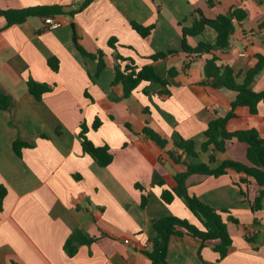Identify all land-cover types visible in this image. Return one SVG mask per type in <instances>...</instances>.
Returning a JSON list of instances; mask_svg holds the SVG:
<instances>
[{"label":"crops","instance_id":"0c3cea01","mask_svg":"<svg viewBox=\"0 0 264 264\" xmlns=\"http://www.w3.org/2000/svg\"><path fill=\"white\" fill-rule=\"evenodd\" d=\"M83 1L0 0V9L40 5L75 9ZM236 8L246 17L233 21L229 47L215 54L241 82L255 63L254 55H264V0H92L73 17H54L59 25L52 29L36 17L6 27L0 17V94L9 98L8 107L0 109V186L6 189L0 210V264H151L141 251L154 236L153 221L172 215L199 226L179 198L169 204L160 198L163 189L174 186L173 176L184 171L169 153H178L173 141L179 136L193 140L199 152L208 122L230 111L235 93L203 84L209 55L190 58L184 53L181 30L191 25L195 11L214 18ZM130 22L153 28L142 38ZM73 31L85 52H103L105 66L98 76L97 61L80 54ZM112 38L114 49L108 46ZM215 39V31L205 27L187 43L195 46ZM158 52L166 53L165 58L149 59ZM116 54L137 69L152 64L161 78H168L170 68L178 73L167 87L141 82L129 97L113 100L122 94L119 85L112 86ZM49 57L58 60L56 72L47 66ZM29 80L52 88L37 100L27 90ZM252 89L264 90V71ZM95 117L100 126L93 130ZM81 123L88 127V140L109 147V165L101 167L82 152ZM146 125L167 141L163 149L141 134ZM225 129H254L264 138V103L257 104L255 114L235 107ZM16 141L29 146L17 154ZM245 151L244 143L228 141L223 153H214L210 167L223 159L246 164ZM210 153L199 152L193 161L206 163ZM244 178L233 171L188 177L190 195L216 210H227L238 223L226 222L231 246L225 257L218 258L210 243L201 249L200 259L198 241L172 237L168 264H264V199L253 214L249 202L258 186L249 178L242 183ZM254 217L261 228L252 226ZM74 232L92 241L79 245L69 257L63 244ZM245 236L255 242L248 243Z\"/></svg>","mask_w":264,"mask_h":264},{"label":"trees","instance_id":"16d2710c","mask_svg":"<svg viewBox=\"0 0 264 264\" xmlns=\"http://www.w3.org/2000/svg\"><path fill=\"white\" fill-rule=\"evenodd\" d=\"M92 0H84L75 9H68V7L59 5H40L29 6L19 9H0V17L4 18L5 26L19 25L25 22L28 18L36 17L42 20L53 19L56 16L68 15L73 17L76 13L82 11L89 5ZM246 17L245 13L240 9H233L227 14L217 15L214 18H206L199 11L191 14V25L182 28L181 33V48L184 53H194L197 56L202 54L209 55L204 61L203 84L213 89H225L235 93V98L231 102L230 111L223 117H217L208 122L203 131L204 141L200 145V153H206L209 149L211 153L207 156L206 163H197L193 160L198 158L199 152L193 140L178 137L173 141V147L178 150V153L170 152V158L177 164L184 167V171L173 176L174 186L163 189L160 194L161 200L169 204L175 197L179 198L187 209L197 219L199 226L190 223L185 219H180L172 215L161 217L152 222L154 236L149 238L148 245L141 251L142 254L150 260L151 264H168L166 255L168 251V243L172 237H189L199 242L197 250V257L201 259V249L206 244H212V251L218 255V258H223L227 255L231 246V238L227 231L226 222L237 224L238 221L229 215L227 210H216L207 204L200 201L196 196L188 193L187 179L189 176H213L218 177L227 174L228 171H233L245 176L241 180L242 183L247 184L248 178L253 180L258 190L255 198L249 202L250 210L253 214L261 208V200L264 199V138L260 137L254 129L237 130L228 132L225 129L226 121L233 116V109L237 106L247 107L251 114L257 111V104L264 103V90L256 92L252 89V83L256 76L264 71V55L255 54L254 65L249 68L241 82L237 81V75L232 68L226 64H219V58L215 52H223L227 50L230 44V37L234 30L233 21L240 22ZM45 23V22H44ZM131 28L142 38L147 37L153 26H143L135 22H130ZM205 27L213 29L216 33L214 43L208 41L199 42L195 46H190L187 43L188 37L200 35ZM73 42L76 49L83 56L95 59L97 61V68L95 75L98 76L100 71L104 68V54L101 50H97L94 54L87 53L79 45L75 32L73 31ZM114 39L108 41V46L114 49ZM172 53V52H167ZM166 53L158 52L149 56V59L157 61L165 58ZM116 63L114 65V77L112 86L119 85L122 90L120 97L112 98L113 100L125 99L130 96L132 91L141 82H151L162 87L169 85V78L174 77L178 71L170 68L168 70V78H161L157 75L152 64L145 65L137 69L133 62L118 54L115 55ZM47 66L52 72L58 70V60L55 57L47 58ZM187 67V66H186ZM184 69V68H183ZM51 86L38 83L33 80L27 82L28 92L40 100L43 93L51 90ZM165 92V91H164ZM167 93V92H165ZM9 104V98L0 94V109H6ZM100 126V120L95 117L91 128L96 130ZM125 127H129L125 124ZM88 127L85 123H81L78 132L82 152L89 155L93 161L99 166L105 167L112 161V154L109 147L104 144L102 146H95L88 140L86 134ZM141 134L154 142L160 149H163L167 141L161 137L157 132L149 128L147 125L141 131ZM237 140L246 145L245 157L247 163H240L237 161L223 159L220 164L211 168L210 164L214 162V153H223L226 149L228 141ZM29 145L20 141L13 144L14 151L19 154L21 147H28ZM162 185L163 182L158 183ZM240 190V194L246 197V193L238 183H235ZM6 194V189L0 186V210L3 198ZM146 203V196H141L140 205L143 207ZM222 214L226 215V219ZM252 226L262 227L261 224L254 217ZM248 243H254L253 237L245 236ZM92 239H88L81 232L71 233L63 244V250L66 255L72 257L79 245L89 243Z\"/></svg>","mask_w":264,"mask_h":264},{"label":"built area","instance_id":"2783aa9c","mask_svg":"<svg viewBox=\"0 0 264 264\" xmlns=\"http://www.w3.org/2000/svg\"><path fill=\"white\" fill-rule=\"evenodd\" d=\"M44 22L47 25L48 29L55 28V27H57L59 25L57 22L53 21L52 19H45ZM243 55H244V53H240V56H243ZM189 56H190V58H195L197 55L192 53Z\"/></svg>","mask_w":264,"mask_h":264}]
</instances>
